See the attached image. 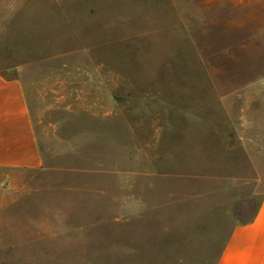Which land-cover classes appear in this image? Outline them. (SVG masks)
<instances>
[{
	"label": "rangeland",
	"instance_id": "obj_1",
	"mask_svg": "<svg viewBox=\"0 0 264 264\" xmlns=\"http://www.w3.org/2000/svg\"><path fill=\"white\" fill-rule=\"evenodd\" d=\"M0 72L23 81L52 167L154 172L168 135L177 170L214 159L231 176L205 200L220 183L177 182L196 200L155 214L149 193L142 222L88 232L66 196L62 221L57 202L28 206L54 174L0 169V264H216L225 222L264 194V0H0ZM158 245L178 253H144Z\"/></svg>",
	"mask_w": 264,
	"mask_h": 264
},
{
	"label": "crops",
	"instance_id": "obj_2",
	"mask_svg": "<svg viewBox=\"0 0 264 264\" xmlns=\"http://www.w3.org/2000/svg\"><path fill=\"white\" fill-rule=\"evenodd\" d=\"M159 143H164V145H159ZM180 151L174 147V136L164 135L156 146L158 157L155 160L154 172L126 166L118 169L113 167L84 168L82 166L52 167L40 144L23 81L16 77L9 78L0 72V169L9 171L12 176L15 173L24 172L55 175V182L48 183L49 181L43 178L37 186L28 188V193L33 194V197L28 195V206L33 207L35 213L41 211L42 215L48 214L50 209L47 201H54L58 204V213L62 221V198L66 196L71 211L72 207L77 210L81 206V211L78 209L75 214L86 212L94 216L92 219L85 220L89 223L88 226H79L81 231L90 232V228L94 226L98 230V224L101 223L114 227L121 221L142 222L143 215L140 217L135 215L142 213L141 209L145 204L143 198L145 195L146 199L151 197L149 193L155 195L156 201L157 196L158 198L164 196L165 204L155 203L154 213L158 214L159 206L167 209L173 208L176 204L183 205L188 201L199 200L201 196L205 200L208 195L226 191L223 183L231 176L221 170L219 161L214 159L210 161L212 171L181 172L175 167L178 162L175 156L181 154ZM120 181H123L122 185ZM177 182H184L186 186L189 183L193 185L220 183V186L207 189L208 193L204 189L197 194L198 198L195 199L196 194L193 198L192 193L187 194L185 189L180 193L175 187ZM120 187L123 188L122 194H120ZM255 194L257 196L255 206L248 219L236 218L235 221L229 219L225 222L220 248L212 252L219 256L216 264H264V194L260 199L258 192ZM204 221L206 220L203 216L202 222ZM38 228L44 227L38 226ZM96 237L98 236L95 235L94 238ZM47 239L49 238L39 237L36 241L42 243ZM145 246L148 245L145 244ZM155 248L157 250L144 253H178L176 251L164 252L159 245Z\"/></svg>",
	"mask_w": 264,
	"mask_h": 264
},
{
	"label": "trees",
	"instance_id": "obj_3",
	"mask_svg": "<svg viewBox=\"0 0 264 264\" xmlns=\"http://www.w3.org/2000/svg\"><path fill=\"white\" fill-rule=\"evenodd\" d=\"M219 257V256H218Z\"/></svg>",
	"mask_w": 264,
	"mask_h": 264
}]
</instances>
